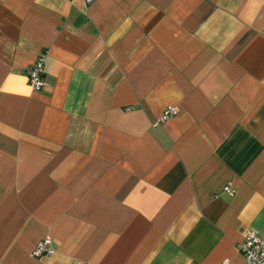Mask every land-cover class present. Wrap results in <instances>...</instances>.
I'll return each instance as SVG.
<instances>
[{
    "label": "crops",
    "instance_id": "0c3cea01",
    "mask_svg": "<svg viewBox=\"0 0 264 264\" xmlns=\"http://www.w3.org/2000/svg\"><path fill=\"white\" fill-rule=\"evenodd\" d=\"M248 230L264 0H0V264H242Z\"/></svg>",
    "mask_w": 264,
    "mask_h": 264
},
{
    "label": "built area",
    "instance_id": "2783aa9c",
    "mask_svg": "<svg viewBox=\"0 0 264 264\" xmlns=\"http://www.w3.org/2000/svg\"><path fill=\"white\" fill-rule=\"evenodd\" d=\"M93 0H85L91 3ZM26 80L29 88L34 92H39L44 87V64L42 57L26 68ZM177 110L172 106L166 107L153 126L165 121L171 116L176 115ZM223 192L229 196L234 195V189L230 185L223 187ZM236 251L242 256V264H264V237L259 236L254 231L248 230L243 234L241 241L235 245ZM53 253L51 240L45 238L39 241L31 252L34 257H42Z\"/></svg>",
    "mask_w": 264,
    "mask_h": 264
}]
</instances>
